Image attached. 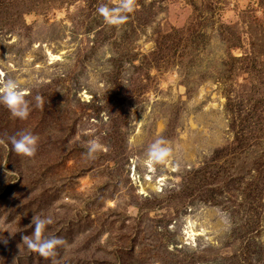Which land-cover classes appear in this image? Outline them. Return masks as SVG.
<instances>
[{
  "label": "rangeland",
  "instance_id": "374dc122",
  "mask_svg": "<svg viewBox=\"0 0 264 264\" xmlns=\"http://www.w3.org/2000/svg\"><path fill=\"white\" fill-rule=\"evenodd\" d=\"M100 4L0 0V85L29 102L0 105V264H51L37 216L57 264H264V0H134L119 26Z\"/></svg>",
  "mask_w": 264,
  "mask_h": 264
},
{
  "label": "clouds",
  "instance_id": "9594fccd",
  "mask_svg": "<svg viewBox=\"0 0 264 264\" xmlns=\"http://www.w3.org/2000/svg\"><path fill=\"white\" fill-rule=\"evenodd\" d=\"M134 0H119L118 6L108 7L106 4H100L97 8L98 14L103 17L104 21L109 25L119 26L124 24L128 16L125 13L134 11ZM26 94L25 89H21L16 80L8 79L0 85V105L5 106L12 117L18 119H25L29 112V102L24 98ZM37 137L30 132L19 133L16 136L9 138L11 150L18 155L31 157L35 154L37 146ZM165 142L163 140L155 141L148 150L150 161L160 162L165 160L170 154V149L163 147ZM103 146L97 140L89 142L88 152L89 156L102 148ZM52 223L50 217H33L32 225L33 231L31 236H24L22 240L26 247L36 252L40 257L50 259L51 264H57L58 248L65 243V241L57 235H47L46 225Z\"/></svg>",
  "mask_w": 264,
  "mask_h": 264
}]
</instances>
